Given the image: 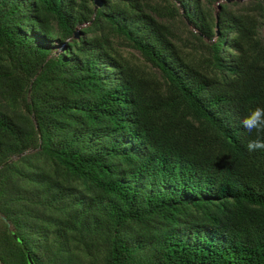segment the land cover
<instances>
[{
  "label": "trees",
  "instance_id": "obj_1",
  "mask_svg": "<svg viewBox=\"0 0 264 264\" xmlns=\"http://www.w3.org/2000/svg\"><path fill=\"white\" fill-rule=\"evenodd\" d=\"M263 24L264 0H0L5 264H264Z\"/></svg>",
  "mask_w": 264,
  "mask_h": 264
},
{
  "label": "clouds",
  "instance_id": "obj_2",
  "mask_svg": "<svg viewBox=\"0 0 264 264\" xmlns=\"http://www.w3.org/2000/svg\"><path fill=\"white\" fill-rule=\"evenodd\" d=\"M240 123L249 133L264 132V107L257 106L249 109ZM246 147L249 152L264 150V139L249 140Z\"/></svg>",
  "mask_w": 264,
  "mask_h": 264
},
{
  "label": "rangeland",
  "instance_id": "obj_3",
  "mask_svg": "<svg viewBox=\"0 0 264 264\" xmlns=\"http://www.w3.org/2000/svg\"><path fill=\"white\" fill-rule=\"evenodd\" d=\"M92 5H94V4L92 3ZM212 7H213V11H215V9H216V5L214 4ZM179 17H180V18H179ZM179 17H178V20H179V19L183 20V17H182V16H179ZM186 24H187V26H189L190 28H193V26H192L191 23L186 22ZM261 30H262V33L264 34V24L261 26ZM52 48H53V49H58V46H57V44H56L55 42L53 43ZM124 52H125V53H127V52H128V53L131 52V53H133V54L136 55V56H137V54H138L136 51H133V50H129V51L124 50ZM29 151H30V150H29ZM17 156H18L17 154H14V155L11 156V158H9V160H10V159H11V160H15V159H17ZM1 215H3V214L0 212V216H1ZM8 226H9V228H10L11 230L13 229V226H12L10 223H9Z\"/></svg>",
  "mask_w": 264,
  "mask_h": 264
},
{
  "label": "water",
  "instance_id": "obj_4",
  "mask_svg": "<svg viewBox=\"0 0 264 264\" xmlns=\"http://www.w3.org/2000/svg\"><path fill=\"white\" fill-rule=\"evenodd\" d=\"M95 3V7H98L102 4V0H94ZM75 34H78V29L75 30ZM14 237L16 238V236L14 235ZM27 258L29 260L30 264H34L33 259L31 258L29 252H27ZM0 264H5V262L0 258Z\"/></svg>",
  "mask_w": 264,
  "mask_h": 264
}]
</instances>
